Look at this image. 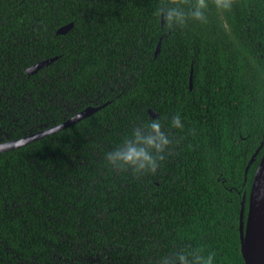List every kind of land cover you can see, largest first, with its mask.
<instances>
[{
  "label": "trees",
  "instance_id": "trees-1",
  "mask_svg": "<svg viewBox=\"0 0 264 264\" xmlns=\"http://www.w3.org/2000/svg\"><path fill=\"white\" fill-rule=\"evenodd\" d=\"M196 2L0 0V143L102 106L0 153V264H246L240 214L264 154V0H206V22L184 25L161 14ZM152 121L170 140L156 170L113 167L107 153Z\"/></svg>",
  "mask_w": 264,
  "mask_h": 264
},
{
  "label": "clouds",
  "instance_id": "clouds-1",
  "mask_svg": "<svg viewBox=\"0 0 264 264\" xmlns=\"http://www.w3.org/2000/svg\"><path fill=\"white\" fill-rule=\"evenodd\" d=\"M216 6L227 10L231 7V0H216ZM206 8V0H197L188 12L178 6L165 5L161 9V14L169 26L184 25L189 18L206 22ZM171 123L174 128H183L178 114L172 118ZM161 128L159 121H152L147 125H142L141 129L134 130L131 139H125L122 145L107 153L108 162L116 169H131L137 174L149 170L154 172L158 167V161L163 159L162 153L170 144L168 135L161 131ZM176 258L180 260V264H186V257L183 254ZM212 259L209 256L204 264H212Z\"/></svg>",
  "mask_w": 264,
  "mask_h": 264
},
{
  "label": "water",
  "instance_id": "water-1",
  "mask_svg": "<svg viewBox=\"0 0 264 264\" xmlns=\"http://www.w3.org/2000/svg\"><path fill=\"white\" fill-rule=\"evenodd\" d=\"M72 26L73 23L65 25L59 28L57 33L65 34L72 28ZM160 45L161 43L158 44L156 54H158L160 51ZM54 59L55 58H50L37 62L30 66L27 69V72L30 74L35 73L39 69L50 64ZM192 79L193 76H191V88L193 86ZM101 107L102 106H89L58 125L20 139L1 142L0 153L24 146L46 135L67 128L68 126H71L85 117L93 114ZM150 112L153 116H156V113L152 111ZM254 158L255 156H253V158L250 160V164L254 161ZM240 238L242 253L246 264H264V154L255 173L251 193L249 196L247 213L245 201L242 203L240 214Z\"/></svg>",
  "mask_w": 264,
  "mask_h": 264
}]
</instances>
